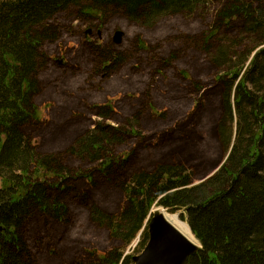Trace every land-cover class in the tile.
I'll return each mask as SVG.
<instances>
[{
	"label": "trees",
	"instance_id": "16d2710c",
	"mask_svg": "<svg viewBox=\"0 0 264 264\" xmlns=\"http://www.w3.org/2000/svg\"><path fill=\"white\" fill-rule=\"evenodd\" d=\"M116 17L154 39L86 41L71 67L45 54L65 25ZM112 73L133 94L91 104ZM45 96L72 106L52 151L31 137ZM155 207L200 243L185 264H264V0H0V264H132Z\"/></svg>",
	"mask_w": 264,
	"mask_h": 264
},
{
	"label": "rangeland",
	"instance_id": "374dc122",
	"mask_svg": "<svg viewBox=\"0 0 264 264\" xmlns=\"http://www.w3.org/2000/svg\"><path fill=\"white\" fill-rule=\"evenodd\" d=\"M203 19V18H202ZM196 23V27L199 25L200 22V17H196L195 20H193ZM161 21L160 25H158V29H169L170 27H173V19L171 20H167L165 22ZM182 25V24H181ZM182 27V26H181ZM180 27V28H181ZM64 31L62 33L61 38L58 40V42L56 44L53 45H48L46 46L45 49V54L48 56V58H56V54L58 52V50L60 49V54H59V59L62 57L65 61V65H69L70 67L72 65H70L69 63L71 62H75L74 59L78 58V56L80 55L81 50L84 49V45L86 42L85 39V31H90L89 34V42L88 43H94L97 45H104V46H110L111 44L114 46H117L119 48H123V46H125V43H127V41H129L130 39L134 38L136 34H143L144 38H148V39H154V32H149V31H137V27H134L133 25L128 24V22H126V20H124L121 17H116L113 18L112 21L110 22H105L103 25L100 23L96 26L95 30H92V28H90V26L87 23H77V21H73L72 23H69L67 25L64 26ZM180 28H175L176 30L180 29ZM114 31H122L123 32V36L121 37V41L119 44H114L113 42V36H114ZM178 32H182L180 30H178ZM74 36H70L73 35ZM143 42V40H142ZM145 42H143L144 44ZM68 48V49H67ZM70 52V50H72ZM69 50V51H67ZM82 53V52H81ZM51 73H54L55 71H58L57 68H49ZM125 71V70H124ZM208 71H205L201 74L202 75V81L204 82L205 85L210 86L212 85V75H210L209 77L205 78V75L207 74ZM103 75L101 74V77ZM188 76V74H187ZM214 76V75H213ZM76 82V79L74 80ZM107 82V81H106ZM105 82V83H106ZM108 82H115L116 84H118L116 89H113L112 91H108L105 92L103 95H96L95 99H90L89 101H93L91 104H101L103 103V100L108 96H126V95H130L133 94L134 91V81L132 80V78H130L129 76H126V73H123V77L120 76L119 74L116 73H112ZM172 81L170 79L167 78L165 84L169 85ZM194 82V80H193ZM88 88H86L84 90V92H82V94H87L88 93ZM59 102L54 98V97H50V96H45L43 99L40 100V108H39V122L42 123V127L41 128H37L36 130L31 132V137L33 139V142L35 143V145L37 144V146L43 151V150H49L52 151L54 150V148H58L60 146H63L66 144V142H70V141H59L58 144L55 143V141L53 140V137H51L50 135H48L47 132V127L48 125L52 126L54 125L56 122V114H58V112L62 113V114H66V112L71 109L72 106L69 107V104H65L62 108L61 106H59ZM191 107H185L182 109L183 113H186L188 110H190ZM91 108L88 107V109H84V113L86 114V116H84L83 118L90 120V124L88 129H93L94 126H92V124H96L97 122L101 121L100 117L96 116L94 114L93 111L90 110ZM121 111L116 110L119 115H123L124 116V111L125 109H123L122 107L120 108ZM182 113V114H183ZM60 115V114H59ZM116 118V117H115ZM118 118V117H117ZM120 119L118 120H107L104 123L107 124H112V125H120L119 122ZM154 123L152 125H150L149 127H146V129H157L156 127V120L153 121ZM78 124V129L81 131L82 127H86L85 124L83 123H77ZM148 131V130H146ZM53 142V143H52ZM65 142V143H64ZM58 145V146H57ZM56 150V149H55ZM156 209V208H154ZM152 209V210H154ZM162 209V208H160ZM151 210V211H152ZM163 211L167 212L166 210L162 209ZM168 213V212H167ZM170 214V213H168ZM173 215H178V214H173ZM179 219V218H178ZM180 220V219H179ZM181 221V220H180ZM182 222V221H181ZM91 234L93 233V229L90 230ZM90 231L88 229V233L85 235L86 238L90 237ZM194 237V236H193ZM195 239V237H194ZM139 241L140 238H136L125 250L124 253L125 255H130V256H136L138 255L143 247H139ZM196 241V240H195ZM111 243H107L106 241L103 242V244L101 246H103V249H108L109 245ZM100 248V247H99ZM100 250V249H98ZM124 255V256H125Z\"/></svg>",
	"mask_w": 264,
	"mask_h": 264
},
{
	"label": "water",
	"instance_id": "95a60500",
	"mask_svg": "<svg viewBox=\"0 0 264 264\" xmlns=\"http://www.w3.org/2000/svg\"><path fill=\"white\" fill-rule=\"evenodd\" d=\"M122 36V31L114 32V44H119ZM159 209L150 212L146 221L147 242L138 255L131 257L132 264H185L201 248L181 235Z\"/></svg>",
	"mask_w": 264,
	"mask_h": 264
},
{
	"label": "bare ground",
	"instance_id": "6f19581e",
	"mask_svg": "<svg viewBox=\"0 0 264 264\" xmlns=\"http://www.w3.org/2000/svg\"><path fill=\"white\" fill-rule=\"evenodd\" d=\"M165 219L181 234L183 235L187 240L192 242L193 244L199 246L196 239H194L193 234L191 233L188 225L184 222H181L176 215L168 214L165 211H162L159 209ZM196 240V241H195Z\"/></svg>",
	"mask_w": 264,
	"mask_h": 264
},
{
	"label": "flooded vegetation",
	"instance_id": "af4514ba",
	"mask_svg": "<svg viewBox=\"0 0 264 264\" xmlns=\"http://www.w3.org/2000/svg\"><path fill=\"white\" fill-rule=\"evenodd\" d=\"M89 34H90V31H85V39H86V41H89L88 40L89 39ZM58 63L61 65L63 63V61L59 60Z\"/></svg>",
	"mask_w": 264,
	"mask_h": 264
}]
</instances>
